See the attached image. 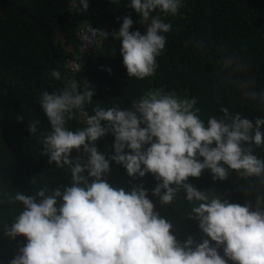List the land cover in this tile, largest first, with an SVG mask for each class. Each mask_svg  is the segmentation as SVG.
I'll use <instances>...</instances> for the list:
<instances>
[{
	"label": "clouds",
	"instance_id": "obj_1",
	"mask_svg": "<svg viewBox=\"0 0 264 264\" xmlns=\"http://www.w3.org/2000/svg\"><path fill=\"white\" fill-rule=\"evenodd\" d=\"M183 5L184 0H129L127 7L146 31H130L133 20L125 17L118 32L110 35L120 42L129 78L143 81L155 75L157 58L167 43L165 34L172 28L165 19L176 17ZM68 7L87 13L89 0H68ZM83 26L84 38L97 47L91 52L81 49L78 33ZM108 35L91 24H80L72 63L102 47ZM225 52L222 48L220 70L226 76L241 74L235 84L242 98L264 112V88L242 75L249 70L247 63ZM70 73L72 79L77 75ZM50 75L62 79L56 69ZM94 95L88 82L74 80L40 95V108L51 127L37 136L39 121H34L28 131L41 146V154L49 157L50 164L66 169L72 182L63 191L49 192L44 186L35 194L0 186V207L7 204L16 211L10 226L0 221L4 235L27 241L10 264H264V159L254 154V149L264 152V116L253 121L222 106L221 116H209L205 122L196 98H181L163 88L149 89L129 108L114 104L89 111ZM71 122L83 126L72 128ZM109 134L114 137V154L106 158L96 145ZM112 163L132 179L152 174L158 183L151 195L159 204L186 201L187 217L197 220L210 239L197 243L189 236L178 241L172 222L156 211L142 184L128 191L104 179ZM205 170L214 181L236 174L247 183L251 199L241 206L187 182Z\"/></svg>",
	"mask_w": 264,
	"mask_h": 264
},
{
	"label": "trees",
	"instance_id": "obj_2",
	"mask_svg": "<svg viewBox=\"0 0 264 264\" xmlns=\"http://www.w3.org/2000/svg\"><path fill=\"white\" fill-rule=\"evenodd\" d=\"M128 2L89 0L87 13H80L70 11L68 0H0V186L29 194L44 186L49 192L71 186V174L50 164L28 131L34 121H39L37 136L50 130L39 105L40 95L61 90L71 80L86 81L95 91L89 111L95 106L108 108L114 104L129 108L149 89L163 88L175 91L181 98H196V107L205 122L209 116H221L222 106L253 121L264 116L242 98L235 84L241 74L226 76L218 66L223 48L224 55H235L247 63L249 70L242 74L244 77H253L257 88H264V0H184L179 14L165 19L172 25L165 34V50L157 58L155 75L143 81L128 77L120 42L110 36L118 32L125 17L133 20L130 31H146L139 16L127 7ZM83 22L109 35L102 47L85 59L75 60L80 70L72 79L69 68L76 58L66 47L78 48L77 31ZM53 69L60 71V81L51 78ZM82 126V122L70 123L72 128ZM113 143L114 137L109 134L96 146L107 158L114 154ZM254 154L264 159L260 149H254ZM76 155L74 152L73 158ZM110 168L104 179L113 187L130 191L133 185L142 184L149 191L156 211L172 222L178 241L183 243L189 236L197 243L210 239L199 229L197 220L187 217L186 201L178 200L174 206L159 204L158 198L151 195L158 183L152 174L132 179L124 168L114 163ZM187 182L241 206L251 199L247 183L234 173L225 181H214L210 171L205 170L199 178L190 177ZM15 214L7 204L0 207V221L8 226ZM4 223H0V264H10L27 241L22 236L8 239ZM211 243L214 246L215 242ZM219 254L223 256L222 247Z\"/></svg>",
	"mask_w": 264,
	"mask_h": 264
},
{
	"label": "built area",
	"instance_id": "obj_3",
	"mask_svg": "<svg viewBox=\"0 0 264 264\" xmlns=\"http://www.w3.org/2000/svg\"><path fill=\"white\" fill-rule=\"evenodd\" d=\"M86 31V29L84 28V26L80 29L79 33H78V38L81 44V49L83 52H91L93 50H95L97 47L94 44H88L87 40L84 38L83 33ZM70 70L72 73H77L80 69L79 66L77 65L76 62L71 63L70 65Z\"/></svg>",
	"mask_w": 264,
	"mask_h": 264
},
{
	"label": "rangeland",
	"instance_id": "obj_4",
	"mask_svg": "<svg viewBox=\"0 0 264 264\" xmlns=\"http://www.w3.org/2000/svg\"><path fill=\"white\" fill-rule=\"evenodd\" d=\"M78 48H79V46H78ZM66 49H67V51H69L72 54L76 52V48L74 46H67Z\"/></svg>",
	"mask_w": 264,
	"mask_h": 264
}]
</instances>
